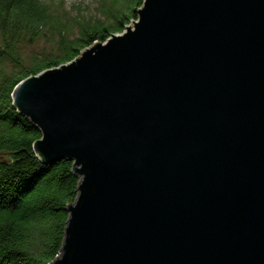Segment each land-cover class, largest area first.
<instances>
[{
  "label": "water",
  "instance_id": "1",
  "mask_svg": "<svg viewBox=\"0 0 264 264\" xmlns=\"http://www.w3.org/2000/svg\"><path fill=\"white\" fill-rule=\"evenodd\" d=\"M137 11L13 90L80 176L49 264H264V0Z\"/></svg>",
  "mask_w": 264,
  "mask_h": 264
},
{
  "label": "trees",
  "instance_id": "2",
  "mask_svg": "<svg viewBox=\"0 0 264 264\" xmlns=\"http://www.w3.org/2000/svg\"><path fill=\"white\" fill-rule=\"evenodd\" d=\"M126 1L118 8L114 0L104 11L108 19L82 23L72 37V24L54 0H0V264H49L61 253L67 206L80 180L74 160L51 164L37 156L33 145L42 131L17 110L13 90L30 75L72 61L94 41L121 33L144 0ZM45 36L52 50L27 57L24 46Z\"/></svg>",
  "mask_w": 264,
  "mask_h": 264
},
{
  "label": "rangeland",
  "instance_id": "3",
  "mask_svg": "<svg viewBox=\"0 0 264 264\" xmlns=\"http://www.w3.org/2000/svg\"><path fill=\"white\" fill-rule=\"evenodd\" d=\"M114 0H54L55 9L61 14L62 18L72 24V37L78 34V29L82 23L94 22L99 18H107L104 14L105 9H111ZM127 4L126 0H119L118 8ZM138 19V18H136ZM131 19L126 25L133 26ZM48 36L42 37L34 45H25L24 53L27 57L33 54H41L52 50L53 42H49ZM53 41V39H52Z\"/></svg>",
  "mask_w": 264,
  "mask_h": 264
}]
</instances>
